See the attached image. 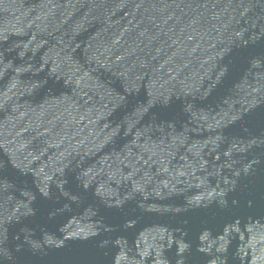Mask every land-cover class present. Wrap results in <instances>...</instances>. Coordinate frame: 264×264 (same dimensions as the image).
Listing matches in <instances>:
<instances>
[{
	"label": "water",
	"instance_id": "obj_1",
	"mask_svg": "<svg viewBox=\"0 0 264 264\" xmlns=\"http://www.w3.org/2000/svg\"><path fill=\"white\" fill-rule=\"evenodd\" d=\"M0 264H264V0H0Z\"/></svg>",
	"mask_w": 264,
	"mask_h": 264
}]
</instances>
